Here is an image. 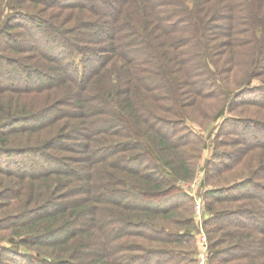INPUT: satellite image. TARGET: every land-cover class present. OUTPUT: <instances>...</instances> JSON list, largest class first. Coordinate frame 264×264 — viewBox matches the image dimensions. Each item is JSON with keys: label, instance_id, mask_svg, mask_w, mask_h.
<instances>
[{"label": "trees", "instance_id": "16d2710c", "mask_svg": "<svg viewBox=\"0 0 264 264\" xmlns=\"http://www.w3.org/2000/svg\"><path fill=\"white\" fill-rule=\"evenodd\" d=\"M4 4L0 264H196L211 105L208 261L264 264V0Z\"/></svg>", "mask_w": 264, "mask_h": 264}, {"label": "rangeland", "instance_id": "374dc122", "mask_svg": "<svg viewBox=\"0 0 264 264\" xmlns=\"http://www.w3.org/2000/svg\"><path fill=\"white\" fill-rule=\"evenodd\" d=\"M2 7H3V11L0 13V20L3 18L4 15H7L10 12L9 8H12V6H9V5L7 7H5V4ZM12 9L17 10L16 8H12ZM76 59L78 60V57H76ZM240 74H242V73H240ZM250 84L251 85H258V84H260V81H259V79H252L250 81ZM216 108H217V105H211V106H205L202 108V110L196 111V113L199 116V119L201 118L202 123L199 122L200 120H198V119L197 120L196 119H190L187 121V124L189 125V127L195 133H198L202 137L205 144H204V147L202 148V150L200 152V157L197 160V168H196V174H195L194 178L192 180H189V181L177 180L176 184L180 185L187 193H189L192 196L194 202H195V196L198 193L200 194L201 192H199V190H198L199 186H198L197 190L194 193L193 192L194 188L192 187V185L193 184L197 185V183L195 181L197 180L199 175H200V179L198 182L200 184H203L202 183V177H203L204 172H205V163L211 157V155L213 153L214 138H215L214 136H215L216 132L218 131V127H219V124L221 122L222 117L227 115L225 112L224 115L222 114L221 116L217 117L214 120L204 119L205 114H207V116H212L213 113L215 112ZM235 113H238V110ZM205 186H207V185L205 184ZM203 187H204V185H203ZM208 187L209 186H207V188ZM204 210H205V212L201 213L202 216H198L195 213L194 203H193L191 211H192L193 219H194L195 226H196L195 233H194V246H195L194 254H195V258H196V264H198L197 254L200 252V248H201L199 246V241H198V235L200 233H203L204 237H205L204 244H205V247L208 251L206 262H207V264H210L208 261V255L210 253V251H209L210 249L208 248V239H207V235H206V230H205V227L202 225V223H203L204 218L209 217L211 213L208 212L205 208H204ZM205 216H207V217H205ZM2 243L8 244L9 242L3 241Z\"/></svg>", "mask_w": 264, "mask_h": 264}, {"label": "built area", "instance_id": "2783aa9c", "mask_svg": "<svg viewBox=\"0 0 264 264\" xmlns=\"http://www.w3.org/2000/svg\"><path fill=\"white\" fill-rule=\"evenodd\" d=\"M199 179H200V175L198 176L197 180L195 181L197 183V185L193 184L192 187L194 188L193 192L195 193V191L197 190V188L199 186L198 190L201 193L200 194L198 193L199 195L197 194L196 196L194 195L195 196L194 209H195V213L198 216H202L201 213L204 210V200H203V197H202V192L205 190V188L201 189L200 184L198 182ZM204 240H205L204 234L200 233L198 235V241H199V246L201 248H200V252L197 254L198 264H206L208 251H207V249L205 247Z\"/></svg>", "mask_w": 264, "mask_h": 264}, {"label": "crops", "instance_id": "0c3cea01", "mask_svg": "<svg viewBox=\"0 0 264 264\" xmlns=\"http://www.w3.org/2000/svg\"><path fill=\"white\" fill-rule=\"evenodd\" d=\"M200 184V183H199ZM200 187H201V184H200ZM203 188H205V189H207V186H205V187H203ZM209 188V187H208ZM205 212V210L203 211V213ZM207 213V212H206ZM205 217H207V216H205ZM205 219V218H204ZM206 264H207V262H206Z\"/></svg>", "mask_w": 264, "mask_h": 264}]
</instances>
